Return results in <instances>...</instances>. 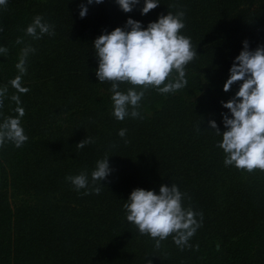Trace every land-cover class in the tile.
Returning a JSON list of instances; mask_svg holds the SVG:
<instances>
[{"label":"trees","instance_id":"1","mask_svg":"<svg viewBox=\"0 0 264 264\" xmlns=\"http://www.w3.org/2000/svg\"><path fill=\"white\" fill-rule=\"evenodd\" d=\"M158 2L147 15H141L144 0L130 13L116 0H8L0 7V46L9 49L0 56V87H8L0 123L18 115L10 97L20 95L28 136L21 148L10 142L0 147V264H264V172L225 166L217 147L222 136L209 126L214 120L221 133L226 130L222 102L242 82L223 89L243 42L250 50L264 45V0ZM181 10L180 34L198 55L186 66L187 86L167 95L149 88L142 118L117 120L112 82L96 77L93 42L105 30L124 28L129 18L146 29ZM37 15L54 25V36L25 35ZM18 37L24 44L15 43ZM25 45L36 51L22 77L29 91L20 94L9 82L19 75L15 65ZM130 87L138 86L122 83L119 90ZM121 129L127 130L123 138ZM86 137L94 143L76 148ZM106 156L112 172L92 185L91 172ZM82 171L90 187H101L99 195H84L86 189L77 191L66 180ZM172 184L185 194V208L202 213L192 247L183 250L171 236L157 249L127 221L123 207L135 189L158 195L161 185Z\"/></svg>","mask_w":264,"mask_h":264},{"label":"clouds","instance_id":"2","mask_svg":"<svg viewBox=\"0 0 264 264\" xmlns=\"http://www.w3.org/2000/svg\"><path fill=\"white\" fill-rule=\"evenodd\" d=\"M103 2L104 0H87L88 5ZM116 3L124 13H130L140 0H116ZM159 5L158 0H144L141 15H147ZM0 7L7 8L8 0H0ZM79 7L80 17L85 18L88 7L83 3ZM184 16L182 10L175 15L168 11L167 15H161L156 22L149 23L146 29L140 22L129 18L124 28L117 27L110 33L105 30L93 42L99 62L96 77L100 83L112 82L113 115L117 120L123 121L129 116L133 119L142 118L139 109L149 88L167 95L187 86L186 66L198 55L191 39L180 34L185 28ZM3 31V27H0V32ZM25 35L34 40H39L44 35L54 36V25L37 15L27 26ZM15 43L24 44V40L18 37ZM8 51L7 47L0 46V56H6ZM35 51L31 45H25L20 50L19 62L15 65L19 75L9 82L17 93L25 94L29 91L22 86V77L27 72L28 57ZM237 82H242L238 92L228 102H222V107L228 110V114L222 113L226 130L221 133L214 120L209 121V126L215 130L216 135L222 136L217 147L225 154V166H235L248 173L256 169L264 172V45L250 50L248 41L243 42V50L230 68L224 92L227 93ZM122 83L138 87H130L124 93L119 90ZM7 93V86L0 87V108L3 107ZM10 99L16 103L14 111L18 115L5 117L0 123V147L10 142L16 148H21L28 141L21 126L25 109L20 106V95L14 94ZM126 132V129H121L118 135L123 138ZM91 143L94 140L86 137L76 148L83 149ZM111 172L107 156L98 160L91 172V184L101 185V181ZM66 180L77 191L86 189L84 195H99L101 191L100 186H89L86 171L68 176ZM184 196L175 184L171 187L161 185L158 195L152 190L135 189L123 205L126 219L138 228L141 235L153 238L157 249L169 236L181 250L191 248L192 245L188 242L202 226V213L185 208ZM197 215L201 222L197 221Z\"/></svg>","mask_w":264,"mask_h":264}]
</instances>
